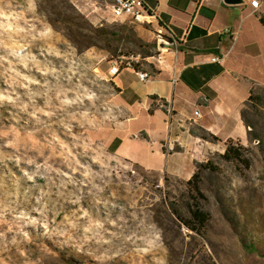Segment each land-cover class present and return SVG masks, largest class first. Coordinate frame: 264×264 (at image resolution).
<instances>
[{"label":"rangeland","instance_id":"374dc122","mask_svg":"<svg viewBox=\"0 0 264 264\" xmlns=\"http://www.w3.org/2000/svg\"><path fill=\"white\" fill-rule=\"evenodd\" d=\"M114 2L0 0V264H264V90L230 141L249 167L223 162L226 147L183 178L115 155L110 70L131 57L148 70L169 39L115 19ZM96 31L112 51L92 47ZM208 162L218 171L190 184ZM193 211L208 218L198 233Z\"/></svg>","mask_w":264,"mask_h":264},{"label":"crops","instance_id":"0c3cea01","mask_svg":"<svg viewBox=\"0 0 264 264\" xmlns=\"http://www.w3.org/2000/svg\"><path fill=\"white\" fill-rule=\"evenodd\" d=\"M142 1L156 12L152 28L169 41L148 59L149 81H139L132 69L113 77L124 123L109 149L142 168L183 178L191 174H184L186 162L193 172L229 141L247 138L242 111L252 88L264 87V5L253 10L248 0ZM138 122L146 125L134 131ZM200 132L218 141H205Z\"/></svg>","mask_w":264,"mask_h":264},{"label":"trees","instance_id":"16d2710c","mask_svg":"<svg viewBox=\"0 0 264 264\" xmlns=\"http://www.w3.org/2000/svg\"><path fill=\"white\" fill-rule=\"evenodd\" d=\"M259 20L261 22V24L264 26V15L259 17ZM95 44H92V47H97L101 50H105V51H112V44L114 43V40L111 39L109 37V35L107 33H105L104 31H96L95 32ZM97 43H102L103 46H98ZM259 88V89H263L264 87H253L251 90V97L249 99V102L247 103V105L245 106L248 107L250 105V103L253 101L254 99V95H255V90ZM115 90L118 92V90L115 88ZM257 99H262L259 98V96H257ZM245 108L242 111V118L243 121L245 123V126L249 129H251V124L249 122L246 121V118L244 117L245 115ZM201 139L205 140V141H213V142H217L218 140L216 138H214L213 136H210L206 133L200 134ZM248 141L250 143L254 142V141H258L259 145L261 144L260 142V138L255 136L254 134H252V131L248 133ZM232 142H228L227 146H226V150L225 153L221 156V160L225 163L228 164H242V165H246V167H249V163L248 161L245 159V155L242 153L243 152V148L240 146H234L231 144ZM200 169H206L211 171L212 173L217 172L218 170L216 168L213 167V165L208 162L207 164H201L198 169H197V173H195L190 181V184L193 182H197L199 181V175L201 173ZM191 220L194 221V223H183L184 226H186L189 230L198 233L200 230L204 229L207 222H208V218L207 215H205L204 213L200 212V211H193L191 212ZM193 224V225H192ZM246 249L252 253V254H256L258 253V250L253 248L252 246H247Z\"/></svg>","mask_w":264,"mask_h":264},{"label":"built area","instance_id":"2783aa9c","mask_svg":"<svg viewBox=\"0 0 264 264\" xmlns=\"http://www.w3.org/2000/svg\"><path fill=\"white\" fill-rule=\"evenodd\" d=\"M248 2L253 10H260L264 5V0H248ZM111 12L115 19H128L137 25L153 27L156 20L155 10L146 6L142 0H115L111 6ZM212 62L219 63L220 60L215 58ZM125 69H132L141 82H147L151 79L139 61L133 57L127 59L126 63L116 62L110 70V75L116 77ZM197 117L201 118V115L197 114Z\"/></svg>","mask_w":264,"mask_h":264},{"label":"water","instance_id":"95a60500","mask_svg":"<svg viewBox=\"0 0 264 264\" xmlns=\"http://www.w3.org/2000/svg\"><path fill=\"white\" fill-rule=\"evenodd\" d=\"M225 3L228 5H239L241 0H225Z\"/></svg>","mask_w":264,"mask_h":264}]
</instances>
